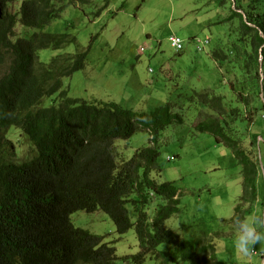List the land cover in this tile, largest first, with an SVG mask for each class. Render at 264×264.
<instances>
[{"label": "trees", "instance_id": "1", "mask_svg": "<svg viewBox=\"0 0 264 264\" xmlns=\"http://www.w3.org/2000/svg\"><path fill=\"white\" fill-rule=\"evenodd\" d=\"M210 1L227 13L223 22L229 23L226 32L232 37H219L209 56L217 64L231 63L235 80L219 79V85L188 92L182 105L167 100L148 113L110 100L69 96L62 88L63 78L85 65L86 52L79 50L76 37L42 31L23 34V28L39 29L56 19L67 3L89 5L92 0H0V264H117L114 245L73 226L69 215L80 209L103 210L119 234L134 226L140 251L130 261L124 257L123 264H142L149 254L157 264H226L217 258L214 243L206 244L203 230L187 237L174 227L179 188L155 176L162 169V132L188 121L191 130L211 133L230 148L236 165L242 166L244 196L251 203L243 217H251L259 191H264V182L259 186L257 181L259 175L264 177L259 150L264 144V0ZM69 43L76 46L74 53L54 55L48 62L38 57L40 49ZM244 84L247 93L236 91ZM54 95L49 106L40 105L44 97ZM244 102H254L251 123L244 116ZM185 107L192 113L187 118ZM11 126L35 144L38 156L29 161L2 156L7 144L13 145L7 137ZM141 129L149 132L151 144L118 160L114 140L130 139ZM153 200L155 209L149 213ZM262 202L263 210V198ZM260 216L264 217L262 211ZM254 249L252 256L261 264V243Z\"/></svg>", "mask_w": 264, "mask_h": 264}, {"label": "rangeland", "instance_id": "2", "mask_svg": "<svg viewBox=\"0 0 264 264\" xmlns=\"http://www.w3.org/2000/svg\"><path fill=\"white\" fill-rule=\"evenodd\" d=\"M58 15L42 28H23V34L28 37L42 31L76 37L79 50L86 55L84 67L62 80V88L71 97L110 100L136 112L149 113L167 100H179L182 105L188 92L219 85V79L223 83L235 80L231 63L217 64L209 56L219 37H232L226 32L229 23L223 22L227 13L214 1L92 0L89 5L67 3L59 8ZM233 22L237 24L235 19ZM233 25L230 24L236 30ZM171 35L182 40L183 48L179 51L171 46ZM195 38L209 43L200 50ZM75 51L76 46L69 43L59 49H40L37 54L42 62H48L54 55ZM244 87L245 84L236 91ZM249 89L255 90L254 87ZM220 90L230 92L228 88ZM243 91L248 92L247 88ZM55 97H44L40 105L49 106ZM198 106L206 109L201 104ZM253 108L254 102H244V116L250 123ZM185 110L187 107L184 108L186 118L191 116L192 113L189 115ZM7 136L13 141L17 154L7 144L2 154L5 159L22 161L33 157L34 151L35 155L38 153L30 139L33 147L28 145L27 136L18 127L11 126ZM149 139V132L141 129L128 140H116V158L120 161L130 158L138 147L151 144ZM158 144V163L162 169L155 176L158 181H174L181 194L179 215L172 217L174 227L187 237H194L203 230L206 244L214 243L217 258L225 260L226 264H258L252 252L245 257L235 247L233 218L243 217L251 203L244 196L242 166L236 165L238 162L230 148L211 133L191 130L188 121L166 128ZM259 150L264 157L263 143ZM254 152L259 157L256 149ZM263 179L262 175L258 176L259 186L263 185ZM259 192L254 212L249 213L251 217L261 214L264 191ZM150 205L149 213L155 209L154 200ZM237 205L240 208L236 210ZM130 210L134 218L131 205ZM70 219L75 226L103 234L106 241L114 244L117 264H122V257L139 251L134 226L119 235L114 221L101 210H77L70 214ZM259 243L264 249V241ZM142 264L157 262L149 254ZM261 264H264L262 257Z\"/></svg>", "mask_w": 264, "mask_h": 264}, {"label": "clouds", "instance_id": "3", "mask_svg": "<svg viewBox=\"0 0 264 264\" xmlns=\"http://www.w3.org/2000/svg\"><path fill=\"white\" fill-rule=\"evenodd\" d=\"M233 4H234V1H233ZM237 11L241 12L240 9H237ZM171 36H175V35H171ZM170 36V37H171ZM170 37H169V40H170ZM177 37V36H176ZM180 39V38H179ZM181 40V39H180ZM196 40V43H197V48H199L201 50V48H203V43H206V41H202L201 39ZM182 42V40H181ZM170 44H171V40H170ZM172 46V45H171ZM173 47V46H172ZM175 50H180L183 48V42H182V47L180 49H177L175 47H173ZM144 48L141 47V51H143ZM22 135V134H21ZM8 137V136H7ZM25 137V136H24ZM9 138V137H8ZM27 139V143L29 146H32L33 145L29 142V138L28 137H25ZM116 140H119L118 139H115L114 140V143L116 144ZM120 140H128V139H120ZM34 144V143H33ZM10 146L12 147V149L14 150V152L17 154V152L15 151V145L13 143V145L10 144ZM35 146V144H34ZM34 149V148H33ZM35 149H36V146H35ZM37 150V149H36ZM115 151H116V145H115ZM37 152L39 153V151L37 150ZM38 153L35 155V151H34V156L31 157L30 159H27L28 161L31 160L32 158H35L36 156H38ZM22 161H25V160H22ZM263 169V168H262ZM264 199V198H263ZM256 203V202H255ZM255 207V206H254ZM262 207H263V202H262ZM128 208L130 210V205H128ZM80 210H84V209H80ZM103 211V210H101ZM262 211V215H264V208ZM87 212H90V211H87ZM94 212V211H92ZM104 212V211H103ZM131 212V210H130ZM106 213V212H105ZM109 215V214H108ZM261 215V214H260ZM252 216V217H240V216H235L233 218V226H234V231H235V247L236 249L239 251L240 254H242L243 256L247 257L251 254V252L253 254H255V251H254V247L255 245H259V242L261 241H264V217L262 216ZM70 217V215H69ZM110 217V216H109ZM111 218V217H110ZM112 219V218H111ZM133 219V218H132ZM71 220V219H70ZM113 220V219H112ZM134 220V219H133ZM72 223V221H71ZM73 224V223H72ZM73 226H75L73 224ZM75 227H78V226H75ZM78 228H81V227H78ZM81 229H84V228H81ZM84 230H87V229H84ZM116 230H117V227H116ZM88 232H90L89 230H87ZM92 233V232H90ZM118 233V232H117ZM93 234H96V233H93ZM119 234V233H118ZM96 235H100L103 237V242L104 243H107L109 244L110 242L109 241H106L105 238H104V235L103 234H96ZM121 235V234H119ZM111 245H114L111 243ZM139 245V244H138ZM115 246V245H114ZM115 249H116V246H115ZM139 251H140V248H139ZM138 251V252H139ZM264 253V249L262 250ZM136 252V253H138ZM135 254V253H134ZM116 255H117V252H116ZM132 255V254H131ZM130 255V256H131ZM118 256V255H117ZM129 256V261L131 260ZM126 257V256H124ZM122 257V259L124 258ZM264 258V257H263ZM124 262H122L123 264Z\"/></svg>", "mask_w": 264, "mask_h": 264}, {"label": "built area", "instance_id": "4", "mask_svg": "<svg viewBox=\"0 0 264 264\" xmlns=\"http://www.w3.org/2000/svg\"><path fill=\"white\" fill-rule=\"evenodd\" d=\"M170 40H171V45L177 49H180L182 47V42L181 40L176 37V36H171L170 37Z\"/></svg>", "mask_w": 264, "mask_h": 264}]
</instances>
